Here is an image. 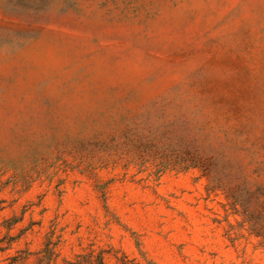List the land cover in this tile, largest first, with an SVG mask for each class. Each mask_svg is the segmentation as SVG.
I'll return each instance as SVG.
<instances>
[{
  "label": "rangeland",
  "instance_id": "374dc122",
  "mask_svg": "<svg viewBox=\"0 0 264 264\" xmlns=\"http://www.w3.org/2000/svg\"><path fill=\"white\" fill-rule=\"evenodd\" d=\"M49 241L264 264V0H0V264Z\"/></svg>",
  "mask_w": 264,
  "mask_h": 264
},
{
  "label": "trees",
  "instance_id": "16d2710c",
  "mask_svg": "<svg viewBox=\"0 0 264 264\" xmlns=\"http://www.w3.org/2000/svg\"><path fill=\"white\" fill-rule=\"evenodd\" d=\"M203 171L206 170L207 165L205 161H199L198 165ZM57 242H47L43 253L37 258V264H140L135 258L130 257L125 252L119 253L115 251L113 253L114 260L108 259L107 253L111 252V249H100L98 251L90 249L84 253H78L73 258H62L58 260L59 253L54 251V246ZM52 244V246H50Z\"/></svg>",
  "mask_w": 264,
  "mask_h": 264
}]
</instances>
